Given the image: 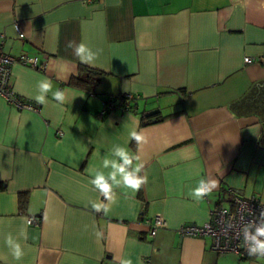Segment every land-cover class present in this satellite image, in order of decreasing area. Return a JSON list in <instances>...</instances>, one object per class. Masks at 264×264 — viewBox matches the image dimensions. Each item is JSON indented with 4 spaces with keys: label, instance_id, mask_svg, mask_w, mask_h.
Returning a JSON list of instances; mask_svg holds the SVG:
<instances>
[{
    "label": "crops",
    "instance_id": "1",
    "mask_svg": "<svg viewBox=\"0 0 264 264\" xmlns=\"http://www.w3.org/2000/svg\"><path fill=\"white\" fill-rule=\"evenodd\" d=\"M80 43L98 53L90 67L104 73L94 92L68 84L84 64ZM0 48L45 64L10 67L12 90L36 110L0 96V264H264L177 232L230 206V190L264 202V63L244 61L264 56V0H0ZM45 79L52 89L41 105L32 97ZM58 89L63 104L53 99ZM122 92L137 96L131 108L102 114L106 98ZM156 112L164 118L141 124ZM117 146L140 157L132 167L142 163L148 183L116 188L108 214L96 213L90 201L104 198L90 170L107 175L102 160L119 162ZM201 179L218 187L196 201L189 193ZM155 213L166 226L150 237ZM9 234L24 250L20 261Z\"/></svg>",
    "mask_w": 264,
    "mask_h": 264
},
{
    "label": "built area",
    "instance_id": "2",
    "mask_svg": "<svg viewBox=\"0 0 264 264\" xmlns=\"http://www.w3.org/2000/svg\"><path fill=\"white\" fill-rule=\"evenodd\" d=\"M18 36L22 37L23 33L18 28ZM18 61L24 65L30 66L37 70H43L44 62H40L35 55L21 54L15 57L0 48V96L8 103L13 104L17 108H25L36 110L37 107L23 100L18 96L10 84V67ZM246 63L254 61L264 63V56L244 58ZM137 96L122 92L117 95H110L104 101L102 114L115 107L122 110L130 109V103ZM231 194L230 206H216L210 212L209 219L202 224L185 223L177 229L181 236L205 237L211 239V248L217 253H232L239 258H253L257 256H249L245 250L244 233L242 229L245 223H259L260 213L264 210V202L255 196H243L234 190L229 191ZM28 224H37L38 218L30 216L27 218ZM148 234L154 237L157 230L166 226V220L160 213H155L148 219ZM254 232V228L250 229Z\"/></svg>",
    "mask_w": 264,
    "mask_h": 264
},
{
    "label": "clouds",
    "instance_id": "3",
    "mask_svg": "<svg viewBox=\"0 0 264 264\" xmlns=\"http://www.w3.org/2000/svg\"><path fill=\"white\" fill-rule=\"evenodd\" d=\"M69 47H72L70 42ZM75 55L79 58L81 63L89 66H95V60L98 53L93 52L86 44L80 43L74 48ZM51 81L45 79L38 83V94L32 97L37 104L44 105L47 103V94L51 91ZM53 99L59 104L65 102V93L63 90H56L53 93ZM130 139L139 144L143 140V136L136 130L130 132ZM113 155L119 158V162L115 159L109 160L104 158L102 160V168H111V171L107 175L100 170V168H94L90 170V174L93 178L90 180V184L93 186V190L99 192L104 198L103 201H90L91 208L94 212H103L105 215L110 211V206L116 203L117 197L115 193L116 188L130 189L133 192H138L143 185L148 183V175L145 172L144 175H140L144 169L142 163H137L135 167H132L133 160H140L139 156L131 155L123 147H115ZM119 177V178H118ZM0 178H6L0 175ZM218 187L216 180H204L201 179L198 185L192 189L189 195L196 201L202 200L205 196L211 194V192ZM107 201L108 203H105ZM254 228V232L250 229ZM244 233L245 250L249 256L264 257V210L260 213L259 223L249 222L245 223L242 229ZM103 234L97 232V238H100ZM21 236L26 239L24 230L21 231ZM6 245L8 246L12 257L16 261H20L24 256V250L19 242L15 240L10 234L7 236ZM120 264H132L131 260H121Z\"/></svg>",
    "mask_w": 264,
    "mask_h": 264
},
{
    "label": "trees",
    "instance_id": "4",
    "mask_svg": "<svg viewBox=\"0 0 264 264\" xmlns=\"http://www.w3.org/2000/svg\"><path fill=\"white\" fill-rule=\"evenodd\" d=\"M103 74L104 73L99 69L84 64H80L77 73L70 78L68 84L88 90L90 92H94L95 87L97 86ZM163 118L164 116L159 115L158 112L152 114H145L141 118V124L145 125L149 123H154L162 120ZM25 203H26V198L25 196H22L20 198L21 207H23Z\"/></svg>",
    "mask_w": 264,
    "mask_h": 264
},
{
    "label": "water",
    "instance_id": "5",
    "mask_svg": "<svg viewBox=\"0 0 264 264\" xmlns=\"http://www.w3.org/2000/svg\"><path fill=\"white\" fill-rule=\"evenodd\" d=\"M257 84H259V83H256V86H257ZM262 85H264V83H262ZM261 85V86H262ZM257 89H258V87H257ZM262 92H264V91H262ZM259 92H257V94H258ZM262 97H264V96H262ZM249 100H251V101H255V100H258V99H253V97L251 96V99H249ZM261 100V99H260ZM262 101V100H261ZM246 102V101H245ZM243 104H245L244 103V101H243ZM241 105V104H240ZM240 105H238V106H240ZM251 105H254V103L252 102V104Z\"/></svg>",
    "mask_w": 264,
    "mask_h": 264
}]
</instances>
